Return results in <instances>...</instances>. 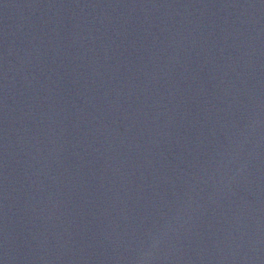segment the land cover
<instances>
[{
  "label": "water",
  "instance_id": "water-1",
  "mask_svg": "<svg viewBox=\"0 0 264 264\" xmlns=\"http://www.w3.org/2000/svg\"><path fill=\"white\" fill-rule=\"evenodd\" d=\"M0 264H264V0H0Z\"/></svg>",
  "mask_w": 264,
  "mask_h": 264
}]
</instances>
